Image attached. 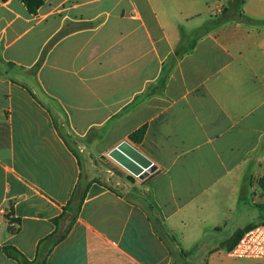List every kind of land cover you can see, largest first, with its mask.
<instances>
[{
	"label": "crops",
	"instance_id": "0c3cea01",
	"mask_svg": "<svg viewBox=\"0 0 264 264\" xmlns=\"http://www.w3.org/2000/svg\"><path fill=\"white\" fill-rule=\"evenodd\" d=\"M235 1L45 0L34 15L22 0H0L3 58L30 67L63 32L39 71L45 91L81 135L120 117L110 146L126 141L157 168L137 192L91 183L46 264H243L230 255L233 234L213 245L204 238L234 215L248 173L264 177V0H243L242 18L202 37L146 96L182 32ZM22 97L0 74V264H18L5 246L34 261L83 189L79 160L50 111ZM144 125L143 142L130 141Z\"/></svg>",
	"mask_w": 264,
	"mask_h": 264
},
{
	"label": "rangeland",
	"instance_id": "374dc122",
	"mask_svg": "<svg viewBox=\"0 0 264 264\" xmlns=\"http://www.w3.org/2000/svg\"><path fill=\"white\" fill-rule=\"evenodd\" d=\"M186 47L189 48V42H187ZM172 65L173 59L166 63L162 79L157 85L151 86L146 96H150L152 93H157V91L160 92L162 90L166 84L164 77L166 72H170ZM33 66L34 65L30 67L21 65L9 66L0 53V74L20 85L21 88L26 91V98L31 104L33 103L34 106L38 108L50 111L55 127H58L60 130V136L62 137L63 135L64 142L79 160L81 168V187L84 188L93 182H97L102 184L105 183L109 188H116L123 191L124 188L120 186H125V184H127L132 187L134 192L140 191L141 186L145 184L146 180H141L134 176L109 156V153L116 148L110 146L111 137H114L111 130L114 126L113 123L120 117L112 119L111 122L101 127L90 130L85 135H81L74 131L68 122V115L63 105L45 91L44 85L39 79L40 70L38 72L35 71ZM26 98L22 97V100ZM140 101L141 99L138 98L136 104L140 103ZM7 110H11V108ZM123 115L124 113L121 116ZM96 143L101 144L98 150L94 146ZM116 180H121V183H117ZM260 180L250 177V173H248L241 194L242 200L234 212V215L228 220L225 226H222L218 230H213L206 235L204 238L206 244L213 245L219 243L232 234L231 238L234 237L241 229L240 227H243L247 222H252L254 226L264 225V190L260 185ZM145 198L152 205L150 198ZM150 211H154L151 206ZM155 218L157 221V228L164 231L160 224V220L157 217ZM239 260H241L240 262L243 264L248 263L246 258ZM256 264H264V260H257Z\"/></svg>",
	"mask_w": 264,
	"mask_h": 264
},
{
	"label": "trees",
	"instance_id": "16d2710c",
	"mask_svg": "<svg viewBox=\"0 0 264 264\" xmlns=\"http://www.w3.org/2000/svg\"><path fill=\"white\" fill-rule=\"evenodd\" d=\"M2 1H7V0H2ZM23 3L26 5V7L28 8L29 12L31 14L36 15L38 13V10L40 9V7H42L44 5L45 0H22ZM243 3V0H236L228 9H225L221 15L216 16L215 18L211 19L210 21H208L203 27H201L200 29L194 31L191 34H187L185 32H182L181 34V42L179 43V45L176 47L174 55L172 57L173 59V65L179 60L181 59L184 55L191 53L197 42L204 37L206 34H208L210 31L220 27L221 25L232 21L233 20V16H235L234 14H237V16L239 18L243 17V13L240 12V7ZM64 36V33H60L58 34L54 40L43 50L40 59L34 64L33 69L35 71H39L41 69V67L44 64L45 58L47 53L49 52V50L53 47V45L60 40L62 37ZM193 38V39H192ZM190 40V41H188ZM187 42H189V48L186 47ZM7 64L9 66H14L15 64H13L12 62H7ZM172 65V66H173ZM169 72H166V75L164 77V81L166 80L167 76H168ZM58 130V132L60 131L58 127H56ZM147 132V125H144L142 127H140L138 130L132 132L129 135V139L130 141H132L135 144H141L144 140V137L146 135ZM62 139H63V135H62ZM80 165V164H79ZM260 185L262 187V189L264 190V177L260 180ZM87 189L88 186L84 187L82 190L79 189V195L76 198V200L72 199V201H70V203L68 204V206L65 208L63 214L54 219V224L56 225V230L50 234L49 236H47L46 238L42 239L38 245V251H37V257L34 261H30L28 260L20 251H18L16 248L11 247V246H5L4 247V252L5 254L18 262V264H46L48 256L50 255L51 251L53 250V248L60 243L61 241H63L68 232L59 240H54L53 236L55 235V233L57 232L61 220L67 215V214H72L74 216V221L77 219V217L79 216V212L82 206V203L85 199V195L87 193ZM151 207L153 209H155V206L152 204ZM72 223V224H73ZM254 225H248L246 227H244L243 229H240L235 235L234 237L231 238L230 240V246L229 249L232 250L235 245L238 243L239 239L243 236V234L248 231L249 229L253 228Z\"/></svg>",
	"mask_w": 264,
	"mask_h": 264
},
{
	"label": "water",
	"instance_id": "95a60500",
	"mask_svg": "<svg viewBox=\"0 0 264 264\" xmlns=\"http://www.w3.org/2000/svg\"><path fill=\"white\" fill-rule=\"evenodd\" d=\"M109 156L128 172L141 180H146L157 169L150 159L126 141L113 149L109 153ZM73 221L74 216L72 214H67L61 220L60 226L53 236V239H61L68 232Z\"/></svg>",
	"mask_w": 264,
	"mask_h": 264
},
{
	"label": "built area",
	"instance_id": "2783aa9c",
	"mask_svg": "<svg viewBox=\"0 0 264 264\" xmlns=\"http://www.w3.org/2000/svg\"><path fill=\"white\" fill-rule=\"evenodd\" d=\"M230 255L238 259L264 260V225H257L246 231Z\"/></svg>",
	"mask_w": 264,
	"mask_h": 264
}]
</instances>
